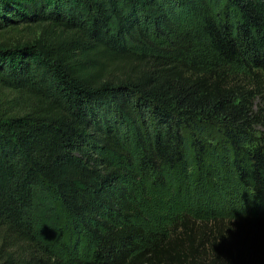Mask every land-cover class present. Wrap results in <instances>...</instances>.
<instances>
[{"label":"trees","instance_id":"trees-1","mask_svg":"<svg viewBox=\"0 0 264 264\" xmlns=\"http://www.w3.org/2000/svg\"><path fill=\"white\" fill-rule=\"evenodd\" d=\"M263 86L264 0H0V264H264ZM221 158L249 209L138 224Z\"/></svg>","mask_w":264,"mask_h":264},{"label":"rangeland","instance_id":"rangeland-1","mask_svg":"<svg viewBox=\"0 0 264 264\" xmlns=\"http://www.w3.org/2000/svg\"><path fill=\"white\" fill-rule=\"evenodd\" d=\"M24 35V37H23ZM23 41H33L35 33H23ZM254 99L253 110L260 116L253 136L258 142L264 143V86ZM0 94L20 111L30 106V101L22 93L0 90ZM212 161L205 165L203 171L197 170L191 163L175 174L176 181L169 186L152 190V196L137 198L139 209L138 224L145 228L151 227L155 219L173 217L180 212L195 214L197 208L210 206L223 209H249L251 198L248 192L234 184L228 172L226 160ZM206 173L212 174L208 179ZM210 184V186H209Z\"/></svg>","mask_w":264,"mask_h":264}]
</instances>
